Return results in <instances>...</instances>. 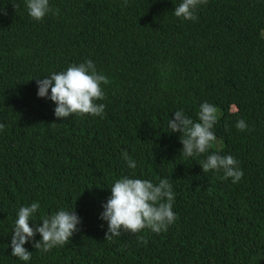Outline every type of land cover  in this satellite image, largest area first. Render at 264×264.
<instances>
[{
  "label": "trees",
  "instance_id": "trees-1",
  "mask_svg": "<svg viewBox=\"0 0 264 264\" xmlns=\"http://www.w3.org/2000/svg\"><path fill=\"white\" fill-rule=\"evenodd\" d=\"M181 2L49 0L59 15L35 21L25 0H0V264H264V0H207L196 21L175 17ZM89 59L109 80L103 116L57 119L36 78ZM204 102L218 109L223 144L185 157L168 120L183 110L198 121ZM212 152L235 157L243 178L203 173ZM125 176L169 180L167 231L105 239L102 205ZM34 202L33 227L73 208L81 224L48 252L27 242L22 261L10 255L12 229Z\"/></svg>",
  "mask_w": 264,
  "mask_h": 264
},
{
  "label": "clouds",
  "instance_id": "clouds-1",
  "mask_svg": "<svg viewBox=\"0 0 264 264\" xmlns=\"http://www.w3.org/2000/svg\"><path fill=\"white\" fill-rule=\"evenodd\" d=\"M127 2V0H125ZM207 0H182L175 6V17L184 20L196 21L197 9L206 4ZM29 17L35 21H42L52 13L59 15L58 9H52L49 0H25ZM13 7H18L13 3ZM38 86L37 96L50 99L55 104L54 116L57 119H67L71 115L103 116L105 105L97 103L103 100L105 93L103 85L109 83L108 78L99 73L92 60L80 64H72L64 71H54L43 79L36 78ZM49 89H51L49 93ZM198 121L185 115L183 110L174 111V118L168 120L167 127L170 132L181 133L179 139L182 144L180 155L197 157L209 153L217 137L213 131L218 122V109L214 104L204 102L197 113ZM5 124L0 123V131ZM236 128L245 131L248 125L243 119L236 122ZM130 169L136 168V161L127 151L122 153ZM203 173L214 171L222 172V179L231 178L238 183L244 176L238 167V161L232 155H221L212 152L198 162ZM111 195L102 205L103 211L100 219L107 222L105 239L113 240L122 233L137 234L145 229L153 233L167 231L168 227L177 219L173 211L175 193L168 179L162 178L158 183L148 179L130 178L125 176L117 179L110 187ZM39 202L30 206H23L18 210L11 237L10 255L22 261L31 259L32 251L24 245L32 241L34 249L48 252L54 247L65 245L79 231L81 218L74 211L59 210L44 217L42 224L31 226L29 221L39 209ZM39 233L41 239L36 240ZM143 241V237H140ZM146 242V241H145Z\"/></svg>",
  "mask_w": 264,
  "mask_h": 264
},
{
  "label": "rangeland",
  "instance_id": "rangeland-1",
  "mask_svg": "<svg viewBox=\"0 0 264 264\" xmlns=\"http://www.w3.org/2000/svg\"><path fill=\"white\" fill-rule=\"evenodd\" d=\"M222 144H223V142H222L220 137H218L216 139V141H214V146L217 147V148H220L222 146Z\"/></svg>",
  "mask_w": 264,
  "mask_h": 264
}]
</instances>
